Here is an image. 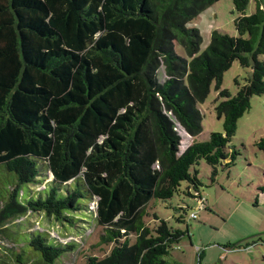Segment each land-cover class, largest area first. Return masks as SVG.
<instances>
[{
    "label": "trees",
    "instance_id": "obj_1",
    "mask_svg": "<svg viewBox=\"0 0 264 264\" xmlns=\"http://www.w3.org/2000/svg\"><path fill=\"white\" fill-rule=\"evenodd\" d=\"M216 2L0 0V227L27 214L73 226V214L95 199L101 243L113 247L85 264H177L166 257L185 233L156 217L149 227L144 208L177 194L197 204L202 183L194 167L205 161L213 182L218 167L233 165L238 153L227 149L237 121L264 95V0H253L251 15L250 0H232L237 36L215 30L199 54L191 24ZM235 61L250 76L235 81L231 96L221 85ZM160 64L164 83L156 78ZM213 83L223 133L197 142L198 108ZM159 101L192 139L183 151ZM256 147L264 154V138ZM44 167L51 182L29 194ZM258 190L264 194V186ZM174 210L184 223L186 208ZM27 235L16 244L39 254L37 264H55L74 249ZM21 253L15 264H27Z\"/></svg>",
    "mask_w": 264,
    "mask_h": 264
},
{
    "label": "rangeland",
    "instance_id": "obj_2",
    "mask_svg": "<svg viewBox=\"0 0 264 264\" xmlns=\"http://www.w3.org/2000/svg\"><path fill=\"white\" fill-rule=\"evenodd\" d=\"M255 11L253 0H250L246 15ZM237 17L232 0H217L192 22L200 35L199 54L205 52L210 44L213 31L218 30L236 37L233 21ZM174 52L185 58L183 49L174 45ZM264 61V56L260 57ZM250 76V70L242 68L234 62L223 74L222 90L234 96L238 90L235 81L240 85ZM159 83L167 80L165 67L160 64L156 72ZM215 84L210 87L206 100L199 105L202 133L197 142L206 141L210 133H223V119H218L215 106L221 101ZM250 110L237 121L235 135L228 145V152L235 150L238 155L229 168L218 167L214 181L211 180V167L200 161L194 170L202 183L201 192L207 201V208L196 211V219L190 220L188 214L196 205L195 201L182 194L175 195L168 201L154 200L144 208V223L149 227L156 221H165L169 227L185 233L178 245L170 251L166 260L177 264H264L263 250L252 249V242L260 235L264 239V194L259 187L264 186V154L256 147V143L264 138V95L253 97ZM157 109L171 121L172 128L180 137V151L188 147L192 139L179 125L171 113L165 111L159 101ZM11 176V175H10ZM43 182L30 187L29 194L42 191L52 176L41 171ZM184 187V186H183ZM95 199L84 204L80 212L73 214V226L60 225L42 214L26 216L0 227V264H15L16 254H25L27 264H37L39 254L31 248L16 244L23 234L25 242L29 235L38 232L56 244L73 245L74 249L55 264H85L87 258H104L113 247L102 244L100 237L103 228L95 221ZM177 207L186 208L184 223H177ZM27 233V234H26ZM27 235V236H26ZM17 239V240H15ZM247 245H250L247 247ZM239 246L241 248L237 249ZM246 249L250 250L247 253ZM260 249V251H259Z\"/></svg>",
    "mask_w": 264,
    "mask_h": 264
},
{
    "label": "built area",
    "instance_id": "obj_3",
    "mask_svg": "<svg viewBox=\"0 0 264 264\" xmlns=\"http://www.w3.org/2000/svg\"><path fill=\"white\" fill-rule=\"evenodd\" d=\"M206 208H207V201L204 198V196L202 195L199 197L197 204L194 208V211L189 215V218L194 220L196 218V211L203 210ZM263 245H264V243H263Z\"/></svg>",
    "mask_w": 264,
    "mask_h": 264
},
{
    "label": "crops",
    "instance_id": "obj_4",
    "mask_svg": "<svg viewBox=\"0 0 264 264\" xmlns=\"http://www.w3.org/2000/svg\"><path fill=\"white\" fill-rule=\"evenodd\" d=\"M255 236H257L258 237V239H257V241H255V242H252V248H251V250L252 249H257V248H260L261 249V251L263 250V253H264V245H263V243H264V239L260 236V235H255ZM250 246V245H249ZM260 249H259V251H260ZM244 251H246L247 253H250V250L249 249H246V250H244ZM253 251V250H252ZM263 260H264V257L262 258Z\"/></svg>",
    "mask_w": 264,
    "mask_h": 264
}]
</instances>
